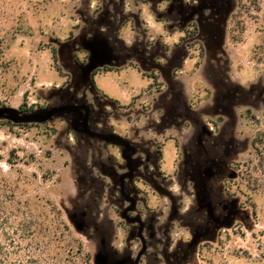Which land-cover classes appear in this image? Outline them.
Instances as JSON below:
<instances>
[{"label": "rangeland", "instance_id": "374dc122", "mask_svg": "<svg viewBox=\"0 0 264 264\" xmlns=\"http://www.w3.org/2000/svg\"><path fill=\"white\" fill-rule=\"evenodd\" d=\"M0 264H264V0H0Z\"/></svg>", "mask_w": 264, "mask_h": 264}, {"label": "flooded vegetation", "instance_id": "af4514ba", "mask_svg": "<svg viewBox=\"0 0 264 264\" xmlns=\"http://www.w3.org/2000/svg\"><path fill=\"white\" fill-rule=\"evenodd\" d=\"M191 2H196V0H190ZM184 35L182 40H187L186 44L188 47L190 58L194 60L193 68L197 69L203 62L206 57L207 48L204 45L203 41L198 37L199 33V23L197 20H191L188 22L186 27L183 30ZM111 67V66H109ZM145 74L151 75L153 81L157 79L160 82H164V80L160 79V73L158 70H153L150 72L143 71ZM153 75V77H152ZM150 77V76H148Z\"/></svg>", "mask_w": 264, "mask_h": 264}, {"label": "trees", "instance_id": "16d2710c", "mask_svg": "<svg viewBox=\"0 0 264 264\" xmlns=\"http://www.w3.org/2000/svg\"><path fill=\"white\" fill-rule=\"evenodd\" d=\"M52 55H53L54 61L57 63L59 58H58V52H57V49L56 48H52ZM111 70H113V68L112 67H109L108 65H105L103 67H98L95 70H93L92 77L95 78V75L97 73H99V72H107V71H111ZM143 76H147V77L150 76L149 78H151V75H148V74H145V73H143ZM152 77H153V75H152ZM154 80L155 81H153V83H154V85H156V89L157 90H161L162 89V86L165 85V83L164 82H160L157 79H154ZM60 223L62 224L63 222L60 221ZM59 232H60L59 226L58 227L55 226V229L52 231V233L50 232L51 238H49L48 243H51L52 242L53 235H54V237L55 236L58 237V233Z\"/></svg>", "mask_w": 264, "mask_h": 264}, {"label": "crops", "instance_id": "0c3cea01", "mask_svg": "<svg viewBox=\"0 0 264 264\" xmlns=\"http://www.w3.org/2000/svg\"><path fill=\"white\" fill-rule=\"evenodd\" d=\"M116 74V72L115 71H107V72H99V73H97L96 75H95V78H94V81H96V82H98V78H101L100 80H101V82L103 83L104 82V77L105 76H108V77H113L114 75ZM104 76V77H103ZM142 78L143 79H145L146 80V82H147V86H149V85H153L154 83H153V80L151 79V78H149V77H147V76H142ZM112 84H114V86H117L116 85V82H115V80L112 78ZM105 86H107V83H106V85ZM164 86L165 85H163L162 86V88H164ZM148 88V87H147ZM118 100V99H117Z\"/></svg>", "mask_w": 264, "mask_h": 264}]
</instances>
